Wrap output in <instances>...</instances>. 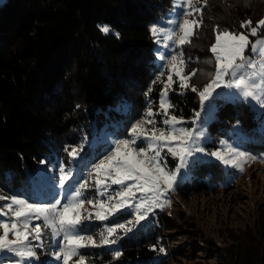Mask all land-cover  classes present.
Here are the masks:
<instances>
[{
  "label": "trees",
  "instance_id": "16d2710c",
  "mask_svg": "<svg viewBox=\"0 0 264 264\" xmlns=\"http://www.w3.org/2000/svg\"><path fill=\"white\" fill-rule=\"evenodd\" d=\"M173 4L174 0H5L0 5V193L34 203L40 170L70 166L65 148L70 151L85 137L91 139L76 174L80 177L112 150L111 138L130 137L131 126L144 117L149 102L154 111L158 109L163 85L153 81L162 68L150 28L168 16ZM263 6L264 0H207L201 4L202 26L191 43L182 47L187 71L198 70L191 84L202 88L214 71L210 47L216 28L247 33L241 21L251 20L255 26ZM102 25L112 31L102 33L98 27ZM202 31L205 38H201ZM198 39L202 44L196 43ZM170 101L175 106L171 114L182 116L184 125L192 127L194 111L200 110L198 94L181 90L176 81ZM216 103L208 125L209 147L218 148L238 127L249 136L248 149H264V114L258 116L243 99H216ZM165 158L168 167L174 168L177 161L168 154ZM234 171L220 161L201 159L191 165L190 178L170 193L189 199L193 194L234 187ZM96 191L88 193L97 197ZM133 218L127 210L106 221L84 222L81 234L99 237L106 225ZM178 228L182 226L171 212L158 209L132 232L121 233L116 244L90 246L80 253L87 264H168L178 259L169 247V241H174L171 233ZM228 234L229 244L222 252L214 250L216 262L211 264H264V216ZM43 241L45 246L37 247V255L42 264H53L48 257L58 249L48 229ZM161 246L166 253L158 251ZM115 251L122 255L114 257Z\"/></svg>",
  "mask_w": 264,
  "mask_h": 264
},
{
  "label": "snow or ice",
  "instance_id": "6c2138e0",
  "mask_svg": "<svg viewBox=\"0 0 264 264\" xmlns=\"http://www.w3.org/2000/svg\"><path fill=\"white\" fill-rule=\"evenodd\" d=\"M200 3L206 4L207 0H184L183 7L186 9L184 16L200 13L201 8L198 7ZM169 23L177 22L173 20ZM201 25L200 19H184L178 24L180 31L178 39L172 28L152 25L150 31L156 42L167 48L170 42L178 46L191 43L194 27L199 28ZM98 27L104 34L112 31L108 25ZM241 28L246 29L247 33L219 28L215 30V42L210 47L215 67L214 71L208 74L209 80L202 88L190 83L198 70L192 69L185 74L186 61L183 53L172 55L167 60L166 79H162L165 76V72L162 71L153 81L154 84L163 85L158 109L154 111L149 102L144 117L131 126L129 139L115 141L110 154L98 163L92 164L87 174L88 179L83 181L75 179L71 169L60 165L58 194L63 197V202L61 199H55L52 203H30L19 196L0 193V201H6L3 207H0V215L10 217L8 220L0 219V253L12 254L16 258L14 264H24L25 261L31 264L32 260H39L36 249L45 246L43 235L44 230L48 229L53 240L60 238L56 244L58 250L51 253L56 260H62L63 264H87V258L80 253V249L114 245L121 233L132 232L133 228L145 221L154 209L170 206L168 193L175 190L182 169L200 162L202 158L197 156L198 153L214 157L224 165H231L239 171H243V165L248 161H255L256 156L241 151L239 147H234L225 140L220 141L221 148L206 152L201 143L207 138V131L197 126L206 105L208 117L214 111L212 100L214 94H217V89L231 90L226 95L233 100L251 99L264 106V85L257 81V77L264 80V59L257 62L245 55L246 50H250L264 58V35L261 34V30L264 29V18L257 21L255 26L251 20L241 21ZM115 35L118 37L119 33ZM257 36L260 38L255 41L250 39ZM159 59L165 60V56L160 55ZM247 69L251 71H246ZM174 77L178 78L181 90L190 89L198 94L200 110L194 111L191 118L192 127L179 126L184 123V118L170 112L175 107L168 98L169 91L176 83ZM151 91L150 87L145 95ZM157 113L165 117L163 124L166 127H156L154 117ZM137 140L146 141V147H136ZM165 150L177 161L174 168L168 167L162 155ZM65 151L70 158L76 159L82 151V146L72 147L70 151L65 148ZM53 180L55 181L54 177ZM90 180L93 181L91 184ZM112 184L121 186L114 196L108 195L106 200L85 199L84 192L90 186L106 191ZM101 195H104V192H101ZM85 203L95 211L89 210L85 214ZM129 209L134 212L132 220L106 225L98 238L81 234L83 231L81 225L85 221L92 219L106 221L109 217L122 214ZM33 221H42V224L33 225ZM30 237L39 243L32 244ZM153 248L155 249V246ZM158 251L166 253L162 246ZM113 255L118 258L122 253L115 251Z\"/></svg>",
  "mask_w": 264,
  "mask_h": 264
},
{
  "label": "rangeland",
  "instance_id": "374dc122",
  "mask_svg": "<svg viewBox=\"0 0 264 264\" xmlns=\"http://www.w3.org/2000/svg\"><path fill=\"white\" fill-rule=\"evenodd\" d=\"M5 0H0V5ZM184 0H174L173 8L169 12L167 17L162 18L159 22L154 23L153 25H158L160 27H166V28H172L177 33V39L179 38L180 31L178 24L182 23L184 19H202L200 17V13H193L192 16H184V11L186 9L183 7ZM201 4H198V7L201 8ZM261 13L256 16L259 17L257 21L264 18V6L262 8ZM176 21V24H171L169 21ZM256 21V22H257ZM210 21H207V24H209ZM213 25V24H212ZM202 26V25H201ZM200 26V27H201ZM199 27V28H200ZM213 27V26H212ZM199 28L194 27V34ZM217 29V28H216ZM220 30V29H219ZM237 32L238 31H233ZM201 38H205L204 31H202ZM215 33V32H214ZM260 38V37H259ZM258 38V39H259ZM215 42V38H214ZM196 43H201L202 40L199 41V39L196 41ZM157 46V52H156V59L158 63L161 65L162 71L165 72V75L167 76V60L170 59L172 55H178L180 53H183L182 46H178L175 44H172L170 42V46L165 48L162 43L158 44L156 42ZM160 55L165 56V60H160ZM246 56H250L253 60L257 59L255 56L257 54L249 52L246 50L245 52ZM183 58L186 61V54L183 53ZM187 65V61H186ZM246 71H251V69H247ZM257 71H259V67L257 68ZM188 71L185 68V74H187ZM176 81H178V78L174 77ZM258 83L261 85H264V80H261L259 77H257ZM231 90L228 89H217V94H214L212 105L214 106V111L212 112L211 116L208 117V106L206 105L204 113H202L200 122H198V127H203L207 131V138L202 141L201 146H203L206 149V152H211L216 150L217 148H211L209 147L208 143L212 140V136L209 134L208 131V125L214 115L215 110L217 109V103L216 99L224 100V101H236L231 98H229L226 94L229 93ZM170 94L171 90L168 93V98L170 100ZM248 103L251 104V106L256 110L258 116L261 114H264V106H261L258 102L254 100H247ZM156 121V127L163 128L166 127L163 124V120L165 119L164 116H155ZM264 124V120H263ZM183 127H188L182 125ZM151 128V126H148ZM234 135L231 138H224L223 140L227 141V143L232 144L234 147H239L241 151L250 153L253 156H256L257 159L255 161H248L243 165V171H239L238 169L232 167L231 165H225L226 167L234 168L235 171L233 172L234 177L236 178V182L234 187H230L227 189H221L218 192L213 193H204V194H196L191 195L189 199H184L180 195H173L170 192L168 193L167 198L171 201L170 206H166L163 209L167 210V212H171L172 215H174L178 222L180 223V227L176 232L171 233V239L173 238L174 241H169V247L172 251L178 253V259L176 260H170L168 264H211L215 263V251L219 250L220 252L223 251L224 247L229 244V232L231 230L233 231H240L243 228L247 226L253 225L254 221L258 220L260 217L264 216V212L262 213L260 211V208L264 207V149H261L259 152H254L252 149H248L246 147L247 141L249 139V136L238 127L233 130ZM130 137L123 138V139H129ZM123 139H112L113 143L115 141L123 140ZM91 142V139L88 137H85L84 141L81 142L76 147L82 146V151L80 152V155L76 159L71 158L70 166L68 167L73 171V175L75 179H78L80 181H83L84 179H88V172L91 170L92 164L98 163L99 161L90 164L84 171L81 172L80 177H76V174L79 171V164L84 162V148L88 146ZM115 146V144H114ZM136 147H146V141L137 140ZM222 145L218 148H221ZM111 150L107 153L109 155ZM166 150L162 153V155L165 158ZM106 155V156H107ZM105 156V157H106ZM198 157H201L204 160H216L214 157L207 156L206 154H197ZM104 157V158H105ZM102 158V159H104ZM101 159V160H102ZM166 159V158H165ZM218 161V160H217ZM73 163H78L77 166H74ZM45 168V167H44ZM191 173V165L187 169H182L180 174L178 175V183L184 182L185 180L190 178ZM94 176V174H93ZM39 183L45 185L46 187H52L50 190L53 192V199H43L40 198L42 196V193H38V187H35V193L37 200L34 203L43 202V203H52L55 201V199H61L63 202V197L59 195V185H58V178H59V169L58 171L55 170L54 167H51L48 171L46 170H40L39 174ZM53 177L55 178V181L53 180ZM93 181L90 180V184ZM110 183V181H109ZM43 188L42 190L46 189ZM120 185L112 184L107 190L104 189H97L96 187H89L84 192V197L86 200L88 199H107L108 195H115V192L120 190ZM92 189H95L96 196H91L88 191H91ZM101 192H104V195H101ZM6 203V201H0V207H3V205ZM95 211L91 208L90 205L85 203L84 205V212L87 214V212ZM158 210V209H154ZM129 211L133 212L131 209ZM153 211V212H154ZM152 212V213H153ZM134 214V212H133ZM151 214V213H150ZM149 214V215H150ZM148 215V216H149ZM110 218V217H109ZM0 219L8 220L10 219L9 216H4ZM89 221H85L90 222ZM92 221H98L96 219H92ZM34 222V223H33ZM33 225L36 223H41V221H33ZM100 234V232H99ZM82 235H90V234H82ZM94 238H98V236H94ZM11 238V236H10ZM31 240V237H30ZM59 240V238H57ZM57 240H53V243H57ZM32 244H38L39 242L35 240H31ZM178 250V251H176ZM51 253L48 257V260L50 262ZM13 257V259H11ZM10 258V259H9ZM15 257L10 253H0V264H14ZM53 260V259H52ZM55 262L51 261L53 264H63L62 260H54ZM42 264L41 258L39 260H32L31 264ZM24 264H29L28 261H25Z\"/></svg>",
  "mask_w": 264,
  "mask_h": 264
},
{
  "label": "clouds",
  "instance_id": "9594fccd",
  "mask_svg": "<svg viewBox=\"0 0 264 264\" xmlns=\"http://www.w3.org/2000/svg\"><path fill=\"white\" fill-rule=\"evenodd\" d=\"M258 57H260V56H258V55L255 56L256 59ZM261 59H264V58L261 57ZM260 60H257V62H259ZM36 187H38V189H37L38 190V193H40V194L42 193V196L40 198H43V199H53V196H52L53 192L50 191L52 189V187H46L45 185H43L41 183L39 185H37ZM45 187H46V189L42 190ZM53 195H55V194H53ZM38 203H40V202H38ZM56 244L57 243H55L54 245L56 246ZM102 247H105V245H103ZM51 257L53 258V260H56L54 256H51Z\"/></svg>",
  "mask_w": 264,
  "mask_h": 264
},
{
  "label": "built area",
  "instance_id": "2783aa9c",
  "mask_svg": "<svg viewBox=\"0 0 264 264\" xmlns=\"http://www.w3.org/2000/svg\"><path fill=\"white\" fill-rule=\"evenodd\" d=\"M260 59H261V57H258V58H257V60H260Z\"/></svg>",
  "mask_w": 264,
  "mask_h": 264
}]
</instances>
